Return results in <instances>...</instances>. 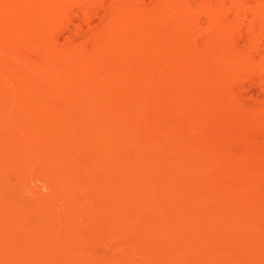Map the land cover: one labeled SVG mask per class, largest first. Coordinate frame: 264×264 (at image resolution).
Masks as SVG:
<instances>
[{
	"label": "bare ground",
	"instance_id": "1",
	"mask_svg": "<svg viewBox=\"0 0 264 264\" xmlns=\"http://www.w3.org/2000/svg\"><path fill=\"white\" fill-rule=\"evenodd\" d=\"M98 3L99 0H0V244L3 243L5 246L0 245V247L2 246L4 248V251L3 248L0 249L2 253L0 254L4 260L0 264H16V262L20 263V260L22 263L23 260H25L24 264L26 262L29 263V261H31L29 264H72V262H70L72 260L69 256H73V254L77 255L83 248H86L84 245L86 246L87 244L88 232L83 228H79L80 223L79 225L74 223L69 225L68 221V223L62 222L61 224H57L55 219L56 215L55 217L53 215L58 213V211L62 212L64 208L62 209L59 205L57 206L58 203H55L56 200L53 202L54 197H51L53 194H55L54 196L56 197L59 196V198L66 199V215L73 213L75 211L73 208L74 202L81 200L87 206H83L84 209L88 208V210L85 209L87 212L90 210L91 213L95 214L93 219H96L98 216L102 217V219L104 218V220H119L120 223L113 224V226L116 224L115 227H117V229L113 228L112 231L110 228L109 230L113 232L112 234L114 236L119 235L120 237L122 236L128 239L132 246H130V248H123L121 246L118 248V251L116 249V253L125 260H131L132 262L139 260V262H141L140 264L166 263L167 259L165 262L164 259H162L164 254L160 257L156 254L149 253V249L158 244L156 235L160 234L159 236H161V232H166L168 226L166 227L167 224L165 225V223L169 221L172 222L173 219L176 220L178 217L181 218L184 227H190L197 223L198 219L194 218L196 216H194L195 214L192 211L197 209V205L200 206V201H198L199 203L197 204V196L195 197V195L202 190L203 187H206L207 184H209L207 185L209 187L206 189V192H208L209 189L208 193L210 195L213 193L215 199H213L214 201H210L213 203V209H211L213 211V216L217 215L218 208L220 211L219 203L225 200L235 209V212L237 208L243 214L240 216L243 217L242 219L244 221H240V223H238V221V224H243V226H245L246 224L244 223L249 222L248 218H253L251 221H256L254 218H257L260 222L262 221V224L258 222L260 225L264 223V192L261 191L259 194L255 192L251 193V188L249 189L245 186L242 188L243 186L237 182L238 180H244L247 186L249 183L252 184V182H264V158H262L263 160L258 159L256 161L255 156L251 154L253 156L252 158L255 160L247 156L248 159H246L245 155L241 154V156L239 155L240 153L238 155L233 153V155L229 153V149H227V146H229L232 141L250 137L249 133H253V131H250V128H258L256 137H254L255 135L252 136L254 140H259L260 138L264 140V121H262L263 123L261 122L263 118L260 119L258 116H255V112H251V114H253L250 115L245 105L239 103L241 101L239 100V96L237 99L236 94L228 88V79L232 76L239 75L240 77V74L244 73L243 75H245L246 72L252 74L254 72L252 69L255 68L257 71L259 69L262 70L261 68H264V52H262L263 55H259L261 58L258 59H256L257 57L254 58L256 54L254 56L250 54L247 58L242 59L237 45V47L235 46L236 49L233 46L231 47L233 50H231L229 48L230 42L228 39L224 41L219 38L222 27L220 26L221 18H218L222 13L225 15V12L228 14L229 11H234L237 18H240V16L245 13L247 14V12H251L255 17H261L263 20L260 19V21L264 22V0H257L256 7L249 6L247 0H154L150 6L145 5L143 0H115L112 3L114 5L107 8L106 11H108V9L110 10L111 7L112 9L106 12V15H103V19L101 20L102 24H100L102 25V29H100V27V31L97 30L98 32H91V34H89L91 35V37H88L90 41L87 40L88 42L92 41V45L90 44L91 47L85 40L81 44L76 43L75 45H71L69 43L71 46L67 43L68 46L59 45L57 41L58 31L64 29V27L69 24L71 15L74 13L73 8L79 6V8L83 10L82 14L83 12L85 14V19H90L92 16L91 9H94L95 5ZM101 3L103 4V0H101L99 4ZM100 7H102V5H100ZM100 7L98 6V8ZM98 8L96 7V9ZM203 12H208L207 14H210L207 15L205 13V15H207L205 16ZM215 12L217 13L215 14ZM219 13L221 14L219 15ZM94 14L98 15L97 11H95ZM202 14L204 15V19L206 17V20H203L205 21L204 24L201 20V23L199 22V18ZM85 19L84 21H86ZM240 19L242 20V18ZM200 24L206 27L203 28V25L201 26ZM260 25L262 26L261 28L259 27L260 29L258 32H253L254 34L250 36V42L253 48L258 44L260 45L261 39L264 37V35L261 37V35L264 34V23ZM190 33H194L195 36L192 38L186 36ZM216 33L219 35L216 36ZM199 35L203 36V38L200 39L203 40V43H200V48L198 47L200 44L194 45L195 49L196 47L199 49H196V52H192L195 50L190 51L191 48L189 49L188 47L189 42ZM119 38L124 40L120 42L121 40H119ZM195 41L196 40L193 42ZM263 43L264 40L262 44ZM190 45V47H193L192 43H190ZM263 47L261 46L262 49ZM261 48L259 47V49ZM256 50L254 53L259 52V50ZM118 51L119 53H121L120 51L127 52L130 56L125 55V57V53H123L125 59L123 56L119 57V54H116ZM251 52L253 51L251 50ZM96 54H100V57H97ZM96 61L100 62V67L98 64L96 66ZM93 63L95 66L92 67H97L98 69H100L101 66H103L101 69L107 66L108 68L105 67L107 71H109L111 66V69H119L126 75L123 77H126L125 80L131 84H128V87L132 86V91H129V87L127 94H125V96H120L109 91L108 93L101 94L100 92H104L105 90H99L104 88L99 83L95 84L98 87L101 85L99 89L97 87L99 91L96 90V88L92 90L88 88L85 84L89 83L85 81L89 78L88 76L91 75V72H93L94 68L91 67ZM257 67L260 68L257 69ZM90 68H92L91 71ZM119 70L118 72L116 70V72L121 75ZM250 70L253 72H250ZM83 80L84 86L81 84ZM163 80L167 84L164 83ZM58 81H70L71 85H66L69 86V88L67 89L66 87L67 90L64 92L65 89L62 90L58 87ZM77 81L80 83L78 84ZM60 84L62 85V82ZM85 86H87L86 88L88 91L90 90L88 93L85 92L87 91ZM92 86L94 85L90 87ZM55 88L57 89L56 91ZM58 89L60 90L58 91ZM53 91L57 94L63 91L64 95L67 93V97H64V99L61 96L60 99L59 96V99H56L60 100V103L55 99L56 102L52 100L53 97H51ZM183 92L197 96V98H213V101H211L212 103H207L208 106L205 105V100L208 98L204 101L202 98L201 102L205 104H201L203 106H200L199 113H201L200 116L203 118L202 123L204 125V130L196 135H192V137H190V134V136L187 134V136L190 137L189 139L184 135L187 132H181L180 126L179 128L175 127L174 129L177 128L176 130L170 131V129L172 130L173 128L168 129V127L171 126H169L168 122L165 120L167 116L164 117V114L161 113L163 111L162 109H174L178 97H180ZM84 93H86L85 96H83ZM53 96L56 95L53 93ZM82 96L84 100L79 99ZM62 99L65 101L61 103ZM74 99L79 100L78 102L85 105L83 109L80 106L79 108H81V110L75 113L71 112V106L74 104L68 108L71 104V100L76 102ZM209 101L210 100H208V102ZM69 102L70 104L68 105ZM14 104L18 105L15 106ZM73 109H75V107H73ZM258 110L260 109H257L256 112ZM261 110L263 111V109ZM261 110L259 112H261ZM137 112H139V114H137ZM257 114L259 113L257 112ZM182 121L185 122L186 120ZM191 121L187 120L186 122L192 125ZM224 124L227 125L228 131L226 128L222 129L219 127ZM226 125H224L223 128ZM216 127L218 130H214ZM206 128L210 132L207 131ZM212 128L215 133L220 134H217L218 138H215V133L214 137L211 135ZM229 128L233 129L231 130L232 132L229 131ZM148 131H151L153 133L152 135H165L168 137L167 139L165 137L166 141L162 143L165 151L162 152L171 160L173 163L172 165L175 164V168L178 170L176 171L177 174L172 173V175L164 177V171L162 170V173L160 168L150 163L152 159L148 163H143L142 159L140 160L138 157L136 158L138 160H132L133 162L130 163L129 159H127L128 157L125 160L124 156L123 158L121 157L122 154L120 155L119 153L118 155L116 146L120 145L125 138L135 137L134 140L138 139L139 141V139L143 137H141V135ZM227 132H231L232 134L235 133L232 136V134H228ZM90 135H97V139L100 136L101 139L97 141L94 136L91 137ZM21 140L27 144L29 143L28 145L32 144L37 146L38 152L34 153V155L37 156L33 155L31 158L25 159H22V157L20 158L17 153H15L16 149L14 145H17ZM46 149L57 151V155L53 156L55 157L54 161L53 159H47L45 158L46 156H43L45 151L43 155L41 154V151ZM161 149L163 150V148ZM251 152L252 151L249 153ZM58 162H62L69 166L66 170L67 172H62V170L58 168ZM253 165L260 166V170L258 172H252L251 166ZM17 166L26 169L22 168L21 170V168ZM72 166L74 167L73 169H71ZM189 166L196 168L198 166H206L212 169L211 171H216L218 173V175L214 173L217 178L218 176L221 178L223 176L224 178V176L229 175L236 180H233L230 186L227 184L226 186H229L227 188L222 187L224 185L220 186L222 188H219L218 185H220V183L216 185L214 180H210L206 184V180L204 179L205 181H202V177L198 174L197 176L196 174L192 175L193 172L188 169L187 170L190 171L191 174L188 172L185 173L186 171L184 172V170ZM86 169H90L91 172L104 169L106 172H112L111 175H114L110 176L114 179H111L108 175V177H104L103 180L100 178L102 183L105 184L104 186L109 194L105 193L108 195L107 199H102L105 203V207L99 206L98 203L101 202H99L100 198L97 200L94 194L95 197L88 196V193L86 194L87 191L83 193L85 195L82 194V196H78V193L81 194L82 192H78L77 189L84 190L89 184L88 179H90V177H86L88 175H85ZM148 170H151L154 181H156L155 184H161L166 188L170 185L174 188L176 186V190L170 188L174 189V191L166 189V191L161 190V193L158 192L160 195L156 193L158 197L154 198L152 203H150L154 209L153 212L157 214L155 215L153 213L155 218L159 215L156 220L158 221L160 216L162 218L159 222L148 220L149 222L153 221L151 223V228H145L143 227L144 225H139L138 220L136 221V219L129 218L128 213L126 214L127 216H123L126 212L120 216L117 213L119 211L116 212V209L114 210V205L117 204L119 206L120 203L122 204L125 202L122 206L124 204L128 206L129 197L130 200L132 199V193L126 190L122 191L125 186L122 187L120 184L116 183L118 180L117 176L123 181L125 178H128L127 176H129L128 179L130 180V174H132L131 180L129 181V183L132 181L130 184L131 188L136 184L139 185L140 181H135L136 176ZM149 174L151 175L150 171ZM31 175H35V178L38 180L41 178L42 183H44L43 186L49 188L52 193L54 192L51 196L46 195L52 199L39 195L40 200H36L37 202L34 204L32 203L33 201L30 202V200L22 198L21 195L19 197L17 194V196L12 195L14 194L12 190V194L10 193V186L12 184L18 187L16 191L19 188L20 190L18 191H21V189L25 187V189H28L31 183L28 182ZM124 176L125 178L123 179ZM199 177H201V180ZM56 178L60 185L53 183L54 180V182L58 183ZM214 179L216 180V178ZM33 181L35 180L33 179ZM200 181L204 183L203 187ZM226 181L228 182V180ZM27 183H29L28 186ZM32 186L31 184L30 187ZM73 189L77 190V195L73 194L74 192L72 193ZM204 189L205 188H203V190ZM124 192L126 200L124 197L121 199V196L117 194ZM206 192L203 191L202 194ZM148 195L149 194L146 193L144 196L148 198ZM136 196L138 197V194ZM154 196L152 195V197ZM98 197H100V195ZM244 197L245 199H243ZM166 198L171 200H169L171 206L168 204L165 205L164 203L165 206L161 204L162 202L160 199ZM38 202L41 203L38 204ZM58 202L60 201L58 200ZM102 206H104V204ZM141 206L142 205L139 207ZM142 208L143 207H141V209ZM207 208L209 209L210 207L208 206ZM225 209L226 208H224V210ZM22 210H24L23 213L19 212ZM38 211H42L39 215L43 212H47L49 215L46 213L47 216L46 218L44 217L45 219L43 216L40 218L36 215ZM205 211L207 212V209ZM205 211L201 212L206 214ZM61 212L60 215L62 216L59 215L60 218L65 215H63L64 211L62 214ZM44 213L43 215H45ZM197 213L200 212L198 211ZM231 213L233 212L231 211ZM210 215L212 216V214ZM222 215L225 214L222 213ZM49 216L50 219L48 218ZM213 216L209 218L213 219ZM3 219L9 220L8 222L6 220V222H3ZM204 219H207V215ZM181 220L179 221L178 219L179 222H181ZM237 220L241 219L239 218ZM9 222L10 224H8ZM171 222L170 224H172ZM6 223L7 225H5ZM105 223L107 225L109 222ZM252 224L249 225L250 228ZM200 225H198L199 228L201 227ZM210 225L212 224L209 223V226ZM222 225L224 226L223 222L221 226ZM110 226L107 225V228ZM178 226L180 227V225ZM183 226L181 228H183ZM209 226H207V228H209L207 231H213V227ZM248 227L247 229H249ZM210 228L212 230H210ZM260 228L261 227H259V230ZM247 229L245 231H248ZM168 230L169 232L171 231L170 228ZM215 230L217 231V229ZM40 233L48 235L53 241L50 239L47 240L52 241L51 243L53 244L44 243L43 246L40 244L38 249L37 247L35 248L33 244H35V246L38 245L37 243H32V241L34 242V237L40 236ZM60 233L64 234L60 235ZM209 233L210 232H208V234ZM206 234L207 232L205 231V235ZM194 235L199 237L200 234L197 235L195 233ZM248 235H250V233ZM120 237L118 238L120 239ZM122 237L121 240H124ZM222 237L224 241L223 239L221 240L224 243L222 242L223 246L222 249H220L219 256H223V264H243L241 258L244 254L240 251L238 252L235 245L231 244L233 241L231 242L228 236L224 237L223 235ZM199 238L196 239L200 240ZM203 239L205 240L206 238ZM248 239L250 240V238L247 237L246 240ZM7 243L10 246L5 245ZM21 243L24 245L31 243V246L35 248L36 251L38 250L36 255L34 254L36 258H32V254V256L29 257L24 255L29 259L27 257L24 259L20 257V259L19 256H21V253L18 252L17 244L21 246ZM40 243L43 242L41 241ZM117 243L120 246L118 241ZM14 244L17 245V247ZM122 244H124V247L126 246L125 243ZM44 245L51 246H47L48 248L46 249ZM40 246H42V248H40ZM43 247L45 249H43ZM244 250L246 249L244 248ZM82 252L87 253L83 250ZM82 252L80 253L82 254ZM61 253L66 256L64 257ZM79 256L81 257V255ZM179 256L178 254H176V257L173 255L172 258L170 257L169 261L171 260V263L174 262V264H177L181 261L179 260ZM75 257L74 259H76ZM144 259L147 262L144 261ZM204 259H206V257ZM17 260H19V262ZM83 260L84 259H82V261ZM87 261L88 259L83 262L86 263ZM204 262L206 261H202L203 264H205Z\"/></svg>",
	"mask_w": 264,
	"mask_h": 264
},
{
	"label": "rangeland",
	"instance_id": "2",
	"mask_svg": "<svg viewBox=\"0 0 264 264\" xmlns=\"http://www.w3.org/2000/svg\"><path fill=\"white\" fill-rule=\"evenodd\" d=\"M113 1H115V0H103V4L101 3V4H99L100 2H101V0H99V5L98 4H96L95 5V10L94 9H91V11H92V16L90 17V19H85V17H84V12H83V14H82V11L83 10H81V8H79V6H75V8H73L74 9V13H72V15H71V19H70V22H69V24L66 26V27H64V29H60L57 33H58V35H57V37H58V39H57V41H58V43H59V45H65V46H68V45H72V44H81V43H83V41L85 40V42L87 41V43L89 44V46L91 47V45H92V41L91 42H88V40H89V36L91 37V35H89V34H91V32L92 33H96V32H98V31H100V29H102V25H100V24H102V19H103V15L106 13V12H109L111 9H112V7H111V9L109 10L108 9V11H106L107 10V8H110V6H113L114 4H112L113 3ZM144 1V4L145 5H152V3H153V1L154 0H143ZM247 2H248V5L249 6H253V7H256L257 6V0H247ZM151 3V4H150ZM100 5H102V7H100ZM93 6V5H92ZM98 6L100 7V8H98ZM96 7L98 8V9H96ZM93 8V7H92ZM83 9V8H82ZM94 11V12H93ZM95 11H97V13H98V15L97 14H94L95 13ZM205 11V10H204ZM208 11V10H207ZM209 12V11H208ZM207 12V13H208ZM211 12V11H210ZM204 13V15H205V13L206 12H203ZM206 13V14H207ZM212 13V12H211ZM217 12H215V14H216ZM74 14V15H73ZM94 14V15H93ZM210 14V13H209ZM209 14H207V15H209ZM221 13H219V15H220ZM224 13H222V17L221 16H219L218 18L221 20V23H220V26L222 27V31H220V35L218 34V33H216L217 35L216 36H218L219 35V38L222 40H226V39H228V41L230 42V44H229V48L231 49V47H233L234 46V48H235V46L239 49H237L238 51H239V53H240V57L242 58V59H245V58H247L250 54L252 55L253 54V56H254V58H256V59H258V58H261V56H259V55H263V53L262 52H264L263 51V49H264V47H263V45H264V43L262 44V42H263V40H264V37H263V35L264 34H262L261 35V37H263L262 39H261V37H260V39H261V43H260V45L263 47V49L261 48V46L258 44V45H256L255 47H258V48H253L252 47V45H251V42H250V36L252 35V34H254V33H256V32H258V30L261 28V26L262 25H260L261 23L263 24L264 22L262 21H260V19L261 20H263L261 17L260 18H258V17H255L251 12H247V14L245 13V14H243V15H241V16H244V17H241L240 16V18H242V20L240 19V18H237V16H236V14H235V12L234 11H229L228 12V14H227V12H225V15H223ZM81 15H83V16H81ZM96 15V16H95ZM101 15V16H100ZM106 15V14H105ZM204 15L202 14L201 15V17L199 18V22L201 23V21H202V23L204 24V22L205 21H203V20H206V17H205V19H204ZM207 15H205V16H207ZM218 16V15H217ZM246 17V18H245ZM86 20V21H84V19ZM101 18V19H100ZM240 19V20H239ZM201 20V21H200ZM84 22V23H83ZM100 22V23H99ZM203 24H200L201 26L203 25ZM221 24H224V25H221ZM205 25H206V23H205ZM101 27V28H100ZM203 28L204 27H206V26H202ZM260 27V28H259ZM100 28V29H99ZM93 29V30H92ZM98 30V31H97ZM60 32H62V33H60ZM254 32V33H253ZM191 34V35H190ZM190 34H187L186 36H189L190 38H192L193 36H195L194 35V33H190ZM203 38V36H201V35H199L198 37H195V38H193L192 40H191V42H189V49H190V51H192V50H195V51H192V52H196L200 47H201V44L203 43V40H200V39H202ZM231 38H232V41H231ZM88 39V40H87ZM119 40H121V38H119ZM124 39H122L120 42H122ZM194 40H196L195 42H193ZM90 41V40H89ZM200 41V42H199ZM68 45H67V44ZM70 43V44H69ZM190 43H192L193 45V47H190L191 45H190ZM201 43V44H200ZM232 43V44H231ZM233 43H235V44H233ZM91 44V45H90ZM196 44L197 45H199L198 47V49H197V47H196V49H195V46H196ZM70 45V46H71ZM195 45V46H194ZM259 47L261 48V49H259ZM194 48V49H193ZM227 49H228V46H227ZM236 49V48H235ZM254 49V50H253ZM257 49V50H256ZM231 50H233V48L231 49ZM251 50L253 51V52H251ZM258 51L259 50V52L258 53H254V51ZM262 50V51H261ZM121 53H119V51L116 53L119 57H122L123 56V53H125L124 54V56L126 55H129V54H127V52H124V51H120ZM261 52V53H260ZM115 54V55H116ZM96 56L97 57H100V54H96ZM124 56H123V58H124ZM125 56V57H126ZM130 56V55H129ZM128 56V57H129ZM259 56V57H258ZM122 58V59H123ZM125 59V58H124ZM97 62H99V61H96L95 62V64H96V66H97V64L99 65V67H100V62L99 63H97ZM95 64L93 63L92 65H91V67L92 66H95ZM103 64V63H102ZM103 65H106V64H103ZM114 65H116V64H114ZM109 66V65H108ZM103 66H101V68H102ZM105 67H107V66H105ZM103 68V69H98L97 67L96 68H94V67H92V68H94L93 69V72H91V75L90 76H88L89 78L85 81V82H87L88 81V83L89 84H85V85H87L88 86V88H90L91 90L92 89H95L96 88V90H98L100 87H101V85L104 87H102L103 89L101 90V89H99L100 91H107V92H100L101 94L102 93H108V91L109 92H113V93H115V94H118V95H122V96H125V94H127V92H128V88L130 87H128V82H127V80H125V78L123 77V76H126L124 73H122L119 69H111V67L109 68V71H107V69L106 68ZM116 67H118L117 65H116ZM92 68H90V71H91V69ZM108 68V67H107ZM260 67H257V69H259ZM262 70H256V68L255 69H252L253 71H251L250 70V72H253L252 74L251 73H248V72H246V76L245 75H243V74H240L241 76L239 77V75L237 76V75H235L234 77L232 76L231 78H229L228 79V88L231 90V91H233L235 94H236V96H237V99H238V96H239V100H241L240 102H239V100H238V102L241 104V103H243V105H245V107H246V109L250 112L249 114L250 115H252L254 112V115L255 116H258L260 119H262L263 118V120H261V122L262 121H264V68H261ZM115 70V71H114ZM116 70H117V72H118V70H119V73H121V75H119L117 72H116ZM111 71V72H110ZM257 71V72H256ZM114 73H116V74H114ZM259 73V74H258ZM262 73V74H261ZM250 74V75H249ZM249 75V76H248ZM238 78H237V77ZM43 81V80H42ZM62 82V85L60 84ZM78 82V84L80 83L79 81H77ZM163 82H164V80H163ZM76 83V82H75ZM101 84L100 85V87H98L97 85H95V84ZM164 83H166V82H164ZM164 83H162V84H164ZM63 84H64V86H65V88H64V86H63ZM81 84L84 86V80L83 81H81ZM161 84V85H162ZM167 84V83H166ZM58 87H60V89H62V90H64L65 89V91L64 92H66V90L69 88V86L71 85V83H70V81H58ZM66 85H69V86H66ZM91 85H94V86H92V87H90ZM129 85H131V84H129ZM55 86H57V85H55ZM87 86H85V88L87 87ZM164 86V85H163ZM58 87H56V88H58ZM66 87H67V89H66ZM97 87H98V89H97ZM132 87V86H131ZM131 87H130V89H129V91L131 90L132 91V89H131ZM164 87H167V86H164ZM55 88V91L57 90ZM233 88V89H232ZM60 89H58V91L60 90ZM86 90H87V88H86ZM98 90V91H99ZM90 91V90H89ZM88 90L87 91H85L86 93H88L89 92ZM63 91H61V93L60 92H58V94L56 93V92H54L53 91V93H54V95H56V96H53V93H52V95H51V97H53L52 98V100H55L56 98H58L59 99V96H60V99H61V96L64 98H66L67 97V93H66V95H64V92L62 93ZM86 93H84L83 94V96H85L86 95ZM184 94V95H183ZM183 94L180 96V97H178V99H177V102H176V105H175V108L174 109H172V110H166V109H162L163 111L161 112L162 114H164V117H166L165 118V120H166V122H168V124H169V126H171V127H168V129L169 128H173L172 130L170 129V131H173V130H176V129H174L175 127H178L179 128V126H180V130H181V132H187L186 134H184L185 135V137L187 136V134L190 136V137H192V135H196V134H198L199 132H203V130H204V125H203V123H202V119L203 118H201V113H199L200 111H199V108H200V106H203V105H201L202 103H204V102H201L202 101V98H203V101L206 99V98H208V99H206L205 100V105H207L208 106V104L209 103H212L211 101H213L212 99H211V97H206V98H204V97H198L197 98V96H194V95H189V94H186L185 92H183ZM58 96V97H57ZM83 96L81 97V98H79V99H83ZM119 96V97H120ZM241 96V97H240ZM244 98H243V97ZM64 98V99H65ZM241 98H243V99H245V100H243V99H241ZM58 99H56L58 102L60 101V100H58ZM64 99H62V101H61V103L63 102V101H65ZM55 100V101H56ZM74 100H76V102L75 101H73V100H71L70 102H71V104H70V102L68 103V108L71 106V105H73V106H71V109H72V111L71 112H79L80 110H81V108L83 109L84 107H85V105L83 104V103H80V102H78L79 100H77V99H74ZM84 100V99H83ZM208 100H210L209 102H208ZM56 101V102H57ZM73 101V102H72ZM60 103V102H59ZM79 103V104H78ZM208 103V104H207ZM247 103V104H246ZM80 104H82V105H80ZM15 106H17L16 104H14ZM84 105V106H83ZM81 106V108H79ZM83 106V107H82ZM248 106H249V109H248ZM73 107H75V109H73ZM244 107V108H245ZM252 108H253V110H252ZM71 109H69V110H71ZM257 109H263V111L261 110V112H259L260 110H258L257 112L259 113V114H257V112H256V110ZM166 111H168V112H166ZM251 112H253L252 114H251ZM137 114H139V112H137ZM263 116H261V115ZM261 116V117H260ZM203 117V116H202ZM250 117V116H249ZM182 120H192L191 122H192V125L191 124H188L186 121L184 122V121H182ZM187 123V124H186ZM263 123V122H262ZM181 124V125H180ZM196 124V125H195ZM191 125V126H190ZM224 125H226V124H224ZM223 125V126H224ZM223 126L221 125V126H219L220 128H222V129H227V131H228V127H227V125L223 128ZM230 126V125H229ZM153 127V126H152ZM206 127V126H205ZM231 127V126H230ZM215 128V127H214ZM219 128V129H220ZM182 129H183V131H182ZM230 130L229 131H231V130H233V129H231V128H229ZM251 130L250 131H253V133L251 134V133H249L250 134V137H247V139L246 138H244V139H237L236 141L234 140V141H232L231 143H230V145L229 146H227V149H229L228 151H229V153H236L237 155L239 154V155H241V154H243V155H245V158L246 159H248L247 157H253L252 155H254L255 156V158H256V161L258 160V159H262V158H264V140L262 139V138H260L259 140H254V138L252 137V136H254V137H256V135L258 134V128L256 127V128H250ZM206 130H207V128H206ZM210 130H211V128H210ZM214 130H218V128L216 127V129H214ZM235 130V129H234ZM207 131H209V130H207ZM207 131H206V133H207ZM212 131H213V128H212ZM211 131V135H213V137H214V133H215V131H213L212 132ZM220 131H221V129H220ZM236 131V130H235ZM210 132V131H209ZM232 132V131H231ZM231 132H229L230 134H232ZM228 133V132H227ZM228 133V134H229ZM235 133V132H234ZM233 133V134H234ZM153 133L151 132V131H148V132H146V133H143V135H141V137H142V139L140 138L139 139V141H138V139H136V140H134L135 139V137L133 138V137H131V138H125L124 140H123V142H121L120 143V145H117L116 146V152L118 153V155H119V153H120V155H121V157L123 158V156L125 157L124 159L126 160V158L127 159H129V162L130 163H132L133 161L132 160H138V159H142V161H143V163H148L151 159H152V162L150 161V163H153V165L155 166V167H157V168H160V170L162 171H164V173H163V171H162V173H163V175H164V177H168V175H172V173H175V174H177V172L176 171H178V170H176V166H175V164L174 165H172L173 163L171 162V160L167 157V156H165V151H164V145H162V143L164 142V141H166V139L168 138L167 136H165V135H159V136H156V135H152ZM216 135H215V138L217 137L218 138V136H217V134L218 135H220L219 133H215ZM233 134H232V136H233ZM91 136V135H90ZM92 136H94V135H92ZM91 136V137H92ZM96 136L97 135H95L94 137L96 138ZM161 136V137H160ZM189 136H187L188 137V139L190 138ZM100 137V136H99ZM98 137V139L96 138V140L98 141V140H100L101 139V137L99 138ZM154 137V138H153ZM164 137V138H163ZM165 137H166V139H165ZM186 137V138H187ZM252 137V138H251ZM95 138H93V139H95ZM133 138V139H132ZM262 140V141H261ZM22 141V140H21ZM20 141V142H21ZM261 141V142H260ZM17 143V145H16V147H15V145H14V148L16 149V152L15 153H17V155L21 158L22 157V159L24 158H31V157H33V155H34V153L35 152H38L37 151V149L38 148H36L37 146H34V145H32V144H30V145H28L27 143H25L24 141H22L21 143ZM118 147V148H117ZM244 147V148H243ZM161 148H163V150L161 149ZM34 149V150H33ZM226 149V150H227ZM244 149V150H243ZM40 150V149H39ZM44 151H45V154L43 155V153H44ZM161 151V152H160ZM162 151H164V152H162ZM244 151V152H243ZM250 151H252L251 153H249ZM42 153V155L45 157V158H47V159H53V161H54V159H55V157H53V156H55V155H57V151H55V150H42L41 151ZM159 152H160V154H159ZM246 152V153H245ZM56 153V154H55ZM162 153H164V154H162ZM37 154H40V153H37ZM233 154V155H234ZM251 156H250V155ZM49 155V156H48ZM162 155V156H161ZM164 155V156H163ZM34 156H37V155H34ZM137 156V157H136ZM242 156V155H241ZM247 156V157H246ZM50 157V158H49ZM57 157V156H56ZM139 157V158H138ZM152 157V158H151ZM244 157V156H243ZM136 158H138V159H136ZM149 158V159H148ZM147 159V160H146ZM154 159H155V161H154ZM253 159V158H252ZM139 160V161H140ZM253 160H255V159H253ZM263 160V159H262ZM141 161V162H142ZM145 161V162H144ZM55 162H57V161H55ZM259 162H261V161H259ZM57 164V163H56ZM58 168H60L61 170H62V172H67L66 170L68 169V167L69 166H67L66 164H64V163H60V162H58ZM174 166V167H173ZM18 168L20 167L21 168V166H17ZM16 167V168H17ZM199 167V168H198ZM197 168H198V170H197V168L196 167H188V168H186L185 170H184V172L185 173H189V174H191V172L190 171H192L193 172V174L192 175H194V174H196V176H197V174L199 175V176H201L202 177V181L205 179L206 180V184H207V182H209L210 180H214L215 182H216V185L217 184H219L220 183V185H218L219 186V188H222V187H229L230 185H231V183L233 182V180H236L235 178H231V176H229V175H227V176H224V178H223V176H222V178L221 177H219L218 176V178L216 177V175H218V173L216 172V171H211L212 169H209V168H207L206 166H198ZM252 168H251V170H252V172H258L260 169V166H258V165H253V166H251ZM258 167V168H257ZM22 168H24V167H22ZM22 168H21V170H22ZM74 167L72 166V168L71 169H73ZM172 168H173V170H172ZM175 168V169H174ZM196 168V169H195ZM24 169H26V168H24ZM23 169V170H24ZM59 169V170H60ZM70 169V168H69ZM78 169V168H77ZM190 170V171H188V170ZM18 170V169H17ZM100 169H98V170H95L94 172H91L90 171V169H86L85 170V175H89V173H90V175L88 176H86L87 178H89L90 177V179H88L89 181V184L86 186V190L84 189V190H80V189H77L78 190V192H82L81 194H79L78 193V196H82V194L84 193V192H86V194L88 193V196L90 195L91 197H95L96 196V198H97V200H99V198H100V200H99V202L101 201V202H103V203H98L99 204V206L100 207H105V203H104V201H102V199L104 200V199H107V196L109 195L108 194V192H107V189H106V187L104 186L105 184L104 183H102V180H103V178L104 177H110V176H114L113 174L111 175V173L112 172H109V171H107L108 172V174H107V172L103 169V170H100ZM75 171V170H74ZM76 171H78V170H76ZM149 171H150V173H151V175L149 174ZM197 172V173H196ZM69 173V172H68ZM72 173H73V171H72ZM75 173V172H74ZM78 173V172H77ZM92 173V174H91ZM97 173V174H96ZM105 173H106V175H105ZM132 173V172H131ZM148 173V174H147ZM216 175H215V174ZM76 174V173H75ZM75 174H73V175H75ZM129 174H130V172H129ZM174 174V175H175ZM108 175V176H107ZM128 175V174H127ZM131 176H132V174H130ZM32 176H34V177H32ZM131 176H130V180H131ZM36 176L35 175H31L30 176V178H29V183H30V186H31V184L33 185L32 187H30L29 186V188L28 189H25L24 187V189H21V191H18V190H20V188L16 191V189L18 188L17 186H13L14 184H12L11 186H10V193L12 192V191H14V192H12V193H14V194H12V195H14V196H17L18 195V197L21 195V197L22 198H26V199H28V200H30V202L31 201H33L32 203H34L35 204V202H37L36 200H40L39 199V195L40 196H45V198H47L48 196H51L53 193H52V191L49 189V188H47V187H45V186H43L44 185V183H42V179L40 178V180H38V179H36L35 178ZM99 177V178H98ZM121 177V176H120ZM128 178H129V176H127ZM201 177H199V179L201 178ZM226 177H227V179H226ZM102 180H101V179ZM111 178V177H110ZM125 178V176L123 177V179ZM128 178H125L123 181H122V179L121 178H118V176H117V179H116V177H115V179L117 180V182L116 183H118V184H120L122 187H128V188H125L124 187V189L122 190V191H130L132 194V201L130 200V197H129V203H127V205L128 206H125V204L122 206V204L123 203H125V202H123L122 204L120 203L119 204V206L116 204V205H114V210L116 209V212L117 211H119V212H117L118 213V215H120L121 216V214L123 215V213H125L123 216H127L126 214L128 213V216H129V218H132V219H136V221L138 220V224L139 225H144L143 227H145V228H151L152 226H151V223L153 222V221H156V222H159V221H161V216H160V218H159V220L157 221L156 220V218L159 216H157L156 218H155V216H154V214H155V212H153V208H152V206L150 205V203H152V200L154 199V198H156V197H158L157 196V194H159L160 195V193L162 192V191H166V189L167 190H173L174 191V189L176 190V186H175V188L172 186V185H170L169 187H164L163 185H161V184H159V185H157V184H155L156 183V181H154V177H153V174H152V172H151V170H148V171H144V172H142V173H140V174H138V176H136V178H135V181H140L139 182V185H134L133 187H131L130 188V184H131V182L129 183V179ZM214 178H216V180L214 179ZM33 179L35 180V181H33ZM111 179H114V178H111ZM119 179H121V180H119ZM128 179V180H127ZM28 180V179H27ZM26 180V181H27ZM115 180V181H116ZM201 180V179H200ZM204 180V181H205ZM218 180V181H217ZM226 180H228V182L226 181ZM33 181V182H32ZM55 181V180H54ZM53 181V183H55V184H59L60 185V183H59V181L57 180V178H56V181L58 182V183H56V182H54ZM101 181V182H100ZM121 181V182H120ZM152 181V182H151ZM202 181H200L201 183V186L203 187V185H204V183L202 182ZM230 181V182H229ZM212 183H214L213 181H211ZM237 182H239L242 186V188H244V186L246 187V188H251L250 189V192L251 193H253V192H255L256 194H259L261 191H263L264 192V182H259V183H257V182H252V184H250L249 183V187L247 186V185H245V183H244V180L243 181H241V180H238ZM29 183H27V186H28V184ZM38 183V184H37ZM138 183V182H137ZM102 184V185H101ZM153 184V185H152ZM205 184V185H206ZM229 185V186H226V185ZM254 184H256V185H254ZM119 185V186H120ZM174 185V184H173ZM207 185H209V184H207ZM206 185V187H203V188H205L204 190H203V188H202V190L204 191V192H206V189L209 187V186H207ZM222 185H224V186H222ZM120 186V187H121ZM141 186H142V188H141ZM220 186H222V187H220ZM12 187V188H11ZM34 187H35V189H34ZM140 187V188H139ZM154 187V188H153ZM33 188V189H32ZM102 188V189H101ZM144 188V189H143ZM152 188V189H151ZM162 188V189H161ZM170 188H174V189H170ZM245 188V189H246ZM29 189H31V190H29ZM261 189V190H260ZM12 190V191H11ZM23 190V191H22ZM64 190V189H63ZM77 190H75V189H73L72 190V193L73 194H76V191ZM102 190V191H101ZM150 190H152V191H150ZM155 192H154V191ZM162 190V191H161ZM202 190H200L201 191V193H200V191L198 192V193H200V194H196L195 195V197H196V201H197V204L199 203L198 201H200V206L199 205H197L198 207H197V209L195 210V211H192L195 215L194 216H196V217H194V218H196V219H198L197 221V223H195L193 226H185V227H188V228H185L183 225V223H182V220H181V218H179L178 217V219H179V221L181 220V222H179L178 221V219H173L172 220V222L171 221H169V222H166L165 223V225H166V227L168 226L169 228H170V232H169V228L167 227V229H166V232L164 231V232H161V236H159L160 234H158V235H156V241H157V243L158 244H156V245H154L153 247H151L150 249H149V253L150 254H156V255H158V256H160V257H162V255L164 254V256L162 257V259H164V262L166 261V259H167V261H166V263H164V264H174V262L173 263H171L172 261L170 260L169 261V259H170V257L172 258V256L174 255V257H176V254H178V255H180L179 257V260H181L180 262H178L179 264H203L202 263V261H206V262H204L205 264H223V261H224V258H223V256L222 255H220L219 256V254H220V249H222V246H223V241H224V238L222 237L223 235H224V237H226V236H228L230 239V241L232 242L231 244H234L235 245V248L238 250V252L240 251L242 254H244L243 256H242V263L243 264H264V223H263V225H260V223L262 224V221L260 222L257 218H254V219H256V221L255 220H253V221H251L252 219H250V218H248V220H249V222L248 223H250V224H252L251 225V228H250V224H248L247 222L246 223H244V224H246V225H248V226H243V224H238V223H240V221L242 222V221H244L242 218L243 217H241L243 214L241 213V211L239 210V209H237L236 208V212H235V209L228 203V202H226L225 200H222L220 203H219V207H220V211H219V208H218V213H220V214H218L217 213V215H214L213 216V211L211 210V209H213V206H212V202H210L211 200L212 201H214L215 199H214V194L213 193H211V195L208 193L209 192V189H208V192H206V193H203L202 194ZM254 190V191H253ZM260 190V191H259ZM41 191V192H40ZM65 191V190H64ZM33 192V193H32ZM142 192V193H141ZM151 192H154V193H151ZM158 192H160V193H158ZM258 192V193H257ZM42 193V194H41ZM96 193V194H95ZM104 195H103V194ZM105 193H107V194H105ZM135 195H134V194ZM149 194L148 195V198L146 197V196H144L145 194ZM157 193V194H156ZM17 194V195H16ZM36 194H37V196H36ZM95 196H94V195ZM117 194H119L120 196H118V197H120L121 199H122V197H124L125 198V196H124V194H125V192L124 193H117ZM138 194V197H141V198H138L136 195ZM140 194H141V196H140ZM154 196V197H152V195ZM33 195V196H32ZM46 195H48V196H46ZM55 194H53L51 197L53 198L54 197V199H53V202H54V200H56V202L55 203H58L57 204V206L59 205L60 206V208L62 207V209H63V215L65 214V211H66V206H67V204H65L66 203V199L65 198H59V196L58 197H56V196H54ZM77 195V194H76ZM83 195H85V194H83ZM100 195V197H98ZM103 195V196H102ZM198 195H200V196H198ZM106 196V197H105ZM37 197H38V199H37ZM105 197V198H104ZM135 197V198H134ZM199 197V198H198ZM41 198V197H40ZM44 198V197H43ZM49 199H52V198H50V197H48ZM56 198V199H55ZM124 198H123V201H124ZM152 198V199H151ZM162 198H164V197H162ZM212 198V199H211ZM141 199V200H140ZM201 199V200H200ZM214 199V200H213ZM243 199H245V197L243 198ZM247 199V198H246ZM11 200V199H10ZM9 200V201H10ZM58 200L60 201V202H58ZM125 200H126V198H125ZM170 200V199H169ZM167 198L166 199H160V201L162 202L161 204H165V205H169V206H171L170 204V201H169ZM207 200H209V201H207ZM64 201V202H63ZM122 201V200H121ZM202 201V202H201ZM225 201V202H224ZM245 201V200H244ZM61 202H63V203H61ZM79 202V203H78ZM83 201H81V200H78V201H75L74 202V206H73V208H74V214L73 213H71L70 215L68 214V215H64L63 217H61V218H63V219H61L60 218V216H62V215H60V212L61 211H58V213H56V214H54L53 216L55 217V215H56V222H57V224H61L62 222L63 223H68V221H69V225L70 224H77V225H79V223H80V225H79V228H83L86 232H88L87 233V236H88V239H90V240H88L87 239V244H86V246L84 245V247H86V248H83L82 250L83 251H86L87 253H85V252H82V250L80 251V252H82V254L80 253V252H78V254L76 255V254H73V256H69L70 258H71V260L72 261H70V262H72V264H83V263H85V262H83L84 260L86 261V259H88V261L85 263V264H140L141 262H139V260H137V261H131V260H125V259H123V258H121V257H119V255L116 253V249H117V251H118V248L119 247H123V248H130V246H132L131 245V243L128 241V239H125L124 237H122V238H124V240L127 242V244H129V245H127L126 244V242L122 239L121 240V237L119 236V235H116V236H114L112 233V229L114 228H116L117 229V227H115V225L113 226V224L114 223H120V221L118 222V221H113V220H107V219H105L104 220V218L102 219V217H98L97 216V218L95 219H93V216L95 217V214H93V213H91V211H90V213H89V211L87 212L86 210H88V208L85 210L84 209V207H87L86 205H85V203L83 202ZM126 202H128V201H126ZM41 203V202H40ZM39 202H38V204H40ZM51 203H52V201H51ZM76 203V204H75ZM203 203V204H202ZM207 203V204H206ZM208 203H209V205H208ZM224 203V204H223ZM227 203V204H226ZM54 204V203H53ZM65 204V205H64ZM81 204V205H80ZM97 204V205H98ZM104 204V206H102ZM163 204V205H164ZM206 204V205H205ZM76 205H77V207H76ZM140 205H142L141 207H143L142 209H141V207H139ZM164 205V206H165ZM223 205V206H222ZM225 205V206H224ZM71 206V205H70ZM84 206V207H83ZM151 206V207H150ZM210 207L209 209L207 208V207ZM212 206V207H211ZM229 206V207H228ZM115 207H117V208H115ZM121 207V208H120ZM127 207V208H126ZM129 207V208H128ZM168 207V206H167ZM223 207V208H222ZM232 207V208H231ZM72 208V207H71ZM75 208H77V209H75ZM118 208H120V209H118ZM123 208V209H122ZM224 208H226L225 210H224ZM228 208V209H227ZM58 209H59V207H58ZM61 209V210H62ZM128 209V210H127ZM207 209V212L205 211ZM60 210V209H59ZM123 210V211H122ZM127 210V211H126ZM209 210V211H208ZM229 211V212H227V211ZM234 210V211H233ZM18 211V210H17ZM23 211L24 210H22V211H19V212H21V213H23ZM200 212V213H197V212ZM206 212V214L205 213H202V212ZM226 211V212H225ZM231 211L233 212V213H231ZM238 211V212H237ZM18 212V213H19ZM40 212H42V211H40ZM40 212L38 211L37 212V216L38 217H40V218H42V216H43V218L45 217L46 218V216H47V214L46 213H44L45 215H43V213H41V215H39L40 214ZM62 212H61V214H62ZM211 212V213H210ZM20 213V214H21ZM154 213V214H153ZM157 213V212H156ZM212 214V216H213V219L212 218H209V217H212L210 214ZM222 213L223 214H225V215H222ZM228 213V214H227ZM235 213H238V214H235ZM240 213V214H239ZM15 214H16V211H15ZM14 214V215H15ZM92 214V215H91ZM197 214V215H196ZM231 214V215H230ZM49 215V214H48ZM51 215H52V213H51ZM60 215V216H59ZM74 215V216H73ZM91 215V216H90ZM155 215H157V214H155ZM201 215H202V217H201ZM206 215H207V219H204V218H206ZM210 215V216H209ZM239 217H238V216ZM241 215V216H240ZM52 216V217H53ZM66 216V217H65ZM236 216V217H235ZM204 217V218H203ZM44 218V219H45ZM49 219H50V216L48 217ZM64 218H65V220H64ZM90 218H92V219H90ZM152 218V219H151ZM233 218V219H232ZM241 219V220H237V219ZM48 219V220H49ZM74 219H76V220H74ZM101 219V220H100ZM131 219V220H132ZM158 219V218H157ZM200 219V220H199ZM209 219V220H208ZM222 219H223V221H222ZM231 219V220H230ZM236 221H235V220ZM8 222V220L9 219H3V222H6V221ZM54 220V219H53ZM150 220H153V221H151V222H149ZM175 220V221H174ZM203 220V221H202ZM206 220H208V221H206ZM212 220V221H211ZM219 220V221H218ZM247 220V221H248ZM51 221H52V219H51ZM78 223H77V222ZM95 221V222H94ZM113 221V222H112ZM133 221V220H132ZM165 221H167V220H165ZM200 221V222H199ZM201 221H202V223H201ZM215 221V222H214ZM231 221V222H230ZM239 221V222H238ZM264 221V220H263ZM55 222V223H56ZM105 222H109V223H107V225L108 226H110V227H108L107 228V225H106V223ZM112 222V223H111ZM135 222V221H134ZM170 222L172 223V224H170ZM212 222V223H211ZM220 222V223H219ZM222 222L224 223V226L222 225L221 226V224H222ZM238 222V223H237ZM258 222H260V223H258ZM111 223V224H110ZM150 223V224H149ZM203 224V225H200V224ZM208 223V224H207ZM209 223L210 224H212V225H210L211 227H213L212 229H213V231H207V230H209V228H207V226H209ZM215 223H217V224H215ZM238 225H237V224ZM2 224H4V223H2ZM8 224H10V222L8 223ZM177 224V225H176ZM181 224H182V226H183V228H181L182 226H181ZM5 225H7V223L5 224ZM178 225H180V227L178 226ZM198 225H200L201 227L199 228V226ZM217 227H216V226ZM82 226V227H81ZM113 226V227H112ZM118 226V225H117ZM120 226V225H119ZM197 226V227H196ZM203 226V227H202ZM209 226V227H210ZM220 226V227H219ZM239 226V227H238ZM243 226V227H242ZM85 227V228H84ZM242 227V228H241ZM245 227H246V229H247V227L250 229H247L248 231H245L246 229H245ZM259 227H261L260 228V230H259ZM111 228V229H110ZM119 228V227H118ZM120 228H121V226H120ZM119 228V229H120ZM194 228H196V229H194ZM204 228H205V231L207 232V234H208V232H210L208 235L206 234L205 235V231H204ZM112 230L111 232H110V230ZM194 229V230H193ZM211 228H210V230H212ZM215 229H217V231L215 230ZM219 229H221V230H219ZM192 230V231H191ZM244 230V231H243ZM253 230V231H252ZM83 231V230H82ZM219 231V232H218ZM66 232H68V231H66ZM90 232V233H89ZM168 232V233H167ZM197 234V235H199V237L198 236H195L194 234L195 233ZM198 232V233H197ZM215 232H217V233H215ZM247 232H248V234L250 233V235H248L247 234ZM111 233V234H110ZM204 233V234H203ZM213 233V234H212ZM222 235H221V234ZM41 235L43 234V233H40ZM64 233H60V235H63ZM66 234V233H65ZM86 234V233H85ZM93 234V235H92ZM109 234V235H108ZM226 234V235H225ZM253 236H252V235ZM39 235V234H38ZM35 236L34 237V242L32 241V243H37V245L38 246H35V244H33L34 245V247L36 248L37 247V249H38V247H39V245L40 244H42V246H43V244L44 243H46V244H53V243H51L53 240L52 239H50L49 238V236L48 235H42V236ZM47 236H48V238H47ZM203 236V237H202ZM41 237V238H40ZM112 237V238H111ZM115 237V238H114ZM118 237H120V239L118 238ZM247 237L248 238H250V240L248 239V240H246L247 239ZM199 238L200 240H197V239ZM203 238H206L205 240L203 239ZM253 238V239H252ZM47 239H50V240H52V241H49V240H47ZM92 239V240H91ZM94 239V240H93ZM113 239H115V240H113ZM196 239V240H195ZM202 239V240H201ZM221 239H223V241L221 240ZM37 240H39V241H37ZM160 240H161V242H160ZM176 240V241H175ZM179 240V241H178ZM182 240V241H181ZM228 240V241H229ZM4 241V240H3ZM43 242V243H40V242ZM48 243H47V242ZM117 241L119 242V244H120V246L118 245V243H117ZM122 241H124V242H122ZM159 241V242H158ZM229 241V242H230ZM248 241V242H247ZM5 242V241H4ZM8 242V241H7ZM38 242H39V244H38ZM208 242V243H207ZM223 242V243H222ZM9 243V242H8ZM5 244V245H9V244ZM24 243V242H23ZM89 243H91V244H89ZM111 243V244H110ZM122 243H125V247L123 246L124 244H122ZM184 243V244H183ZM20 244V243H19ZM19 244H17L18 245V247H17V245H15L17 248H18V252H20L21 253V256H19V258L21 257H23V259L25 258V257H29V256H32V254H33V256H32V258L34 257V258H36V252L38 251H36L35 250V248H33L31 245V243H27V245L25 244H22L21 243V246L19 245ZM116 244V245H115ZM161 244V245H160ZM182 244V245H181ZM0 245H3V243L2 244H0ZM12 245V244H11ZM23 245V246H22ZM28 245H30V246H28ZM4 246V245H3ZM10 246V245H9ZM42 246H40V248H42ZM44 246H46L45 248L47 249L48 247L47 246H49V245H44ZM51 246V245H50ZM49 246V247H50ZM115 246V247H114ZM5 247V246H4ZM6 247H8V246H6ZM32 247V248H31ZM238 247V248H237ZM1 248H3L2 246L0 247V249ZM44 247H43V249H45ZM195 248H196V250H195ZM199 248H201V249H199ZM202 248H205V249H202ZM244 248L246 249V250H244ZM248 248V249H247ZM86 249V250H85ZM151 250V251H150ZM200 250V251H199ZM202 250V251H201ZM243 250V251H242ZM3 251H4V248H3ZM2 251V252H3ZM15 251H17V250H15ZM219 251V252H218ZM244 251H247V252H244ZM35 252V253H34ZM154 252V253H153ZM202 252V253H201ZM205 252V253H204ZM0 253H1V250H0ZM17 253V252H16ZM19 253V254H20ZM161 253V254H160ZM169 253H170V255H169ZM2 254V253H1ZM1 254H0V256H1ZM18 254V253H17ZM30 254V255H29ZM35 254V255H34ZM62 255H63V253H61ZM203 254V255H202ZM24 255H27V256H24ZM61 255V256H62ZM79 255H81V257L79 256ZM82 255H83V257H82ZM206 255V256H205ZM64 256V255H63ZM66 256V255H65ZM64 256V257H65ZM67 256V257H68ZM76 256V257H75ZM78 256V257H77ZM85 256V257H84ZM169 256V257H168ZM182 256V257H181ZM27 257V258H28ZM63 257V258H64ZM66 257V258H67ZM74 257L76 258V259H74ZM166 257V258H165ZM168 257V258H167ZM206 257V259H204ZM3 257L1 256V258H0V263H2L4 260L2 259ZM20 258V259H21ZM81 258V259H80ZM178 258V257H177ZM202 258V259H201ZM29 259V258H28ZM28 259H27V261H28ZM31 259V258H30ZM82 259H84L83 261H82ZM204 259V260H203ZM35 260V259H34ZM34 260H32V261H34ZM183 260V261H182ZM200 260V261H199ZM221 260V261H220ZM244 260V261H243ZM18 262H19V260H17ZM24 261L25 260H23V263H22V261L20 260V263H17L16 262V264H24ZM131 261V262H130ZM141 261H142V259H141ZM144 261H146L145 259H144ZM143 261V262H144ZM174 261V260H173ZM31 261H29V263H30ZM147 262V261H146ZM200 262V263H199ZM220 262H222V263H220ZM28 262H26L25 264H27ZM28 263V264H29ZM50 263H51V261H50ZM177 263V264H178ZM33 264V263H32ZM176 264V263H175Z\"/></svg>",
	"mask_w": 264,
	"mask_h": 264
}]
</instances>
